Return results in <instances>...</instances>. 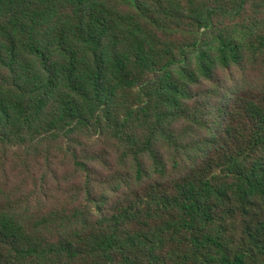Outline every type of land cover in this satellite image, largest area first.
<instances>
[{
	"label": "trees",
	"instance_id": "16d2710c",
	"mask_svg": "<svg viewBox=\"0 0 264 264\" xmlns=\"http://www.w3.org/2000/svg\"><path fill=\"white\" fill-rule=\"evenodd\" d=\"M232 68L264 69V0H0V148L87 179L0 207V264H264V86H218L219 131L190 104ZM96 137L127 171L99 196Z\"/></svg>",
	"mask_w": 264,
	"mask_h": 264
},
{
	"label": "rangeland",
	"instance_id": "374dc122",
	"mask_svg": "<svg viewBox=\"0 0 264 264\" xmlns=\"http://www.w3.org/2000/svg\"><path fill=\"white\" fill-rule=\"evenodd\" d=\"M252 87L264 86V69L239 71L235 68L220 70L213 82H205L194 87L196 98L191 101V107H201L200 113L208 112L212 117L203 120L210 122L215 131H219L217 109L224 101L222 96H214L218 86L226 90L233 86ZM186 126L185 132L191 129ZM82 156L96 155L104 159L102 165H96V172L90 176V188H96V196L103 193L114 178L119 174H127L118 163V156L113 141L96 137L90 141H83ZM106 168H105V167ZM87 181L84 173L76 171L69 152H20L12 149L0 148V207L17 203L19 208L27 206L34 211L49 213L52 210L63 211L74 204L84 191ZM111 199L117 197L110 194Z\"/></svg>",
	"mask_w": 264,
	"mask_h": 264
}]
</instances>
